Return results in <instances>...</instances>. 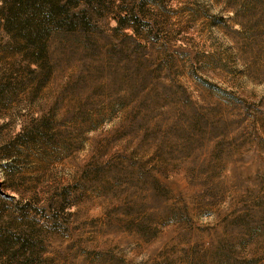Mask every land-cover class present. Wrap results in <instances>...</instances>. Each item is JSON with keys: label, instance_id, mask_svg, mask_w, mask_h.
Masks as SVG:
<instances>
[{"label": "rangeland", "instance_id": "obj_1", "mask_svg": "<svg viewBox=\"0 0 264 264\" xmlns=\"http://www.w3.org/2000/svg\"><path fill=\"white\" fill-rule=\"evenodd\" d=\"M0 264H264V0H0Z\"/></svg>", "mask_w": 264, "mask_h": 264}]
</instances>
